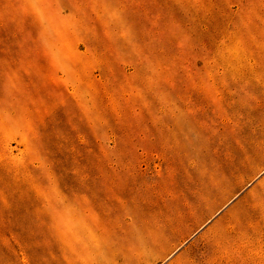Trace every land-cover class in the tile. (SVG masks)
I'll return each instance as SVG.
<instances>
[{
	"label": "rangeland",
	"instance_id": "374dc122",
	"mask_svg": "<svg viewBox=\"0 0 264 264\" xmlns=\"http://www.w3.org/2000/svg\"><path fill=\"white\" fill-rule=\"evenodd\" d=\"M0 264H264V0H0Z\"/></svg>",
	"mask_w": 264,
	"mask_h": 264
}]
</instances>
